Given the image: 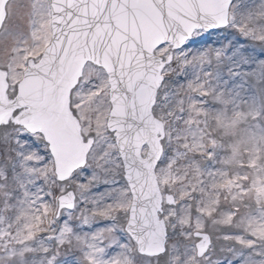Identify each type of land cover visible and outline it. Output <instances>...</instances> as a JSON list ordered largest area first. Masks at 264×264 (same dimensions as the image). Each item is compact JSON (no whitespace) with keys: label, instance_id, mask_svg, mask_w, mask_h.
<instances>
[{"label":"snow or ice","instance_id":"snow-or-ice-1","mask_svg":"<svg viewBox=\"0 0 264 264\" xmlns=\"http://www.w3.org/2000/svg\"><path fill=\"white\" fill-rule=\"evenodd\" d=\"M226 26L264 49V0L252 8L239 0H0V204L10 211L15 198L25 219L15 231L0 228V264H37L30 256L59 264L65 247L75 264H264V213L240 212L246 195L264 204V180L229 184L232 206L215 201L219 215L205 217L208 205L198 201L195 224L177 212L191 215V203L158 187V171L178 179L173 166L202 147L193 138L186 151L169 153L173 139L187 140L174 138L165 119L185 116L179 89L213 94L204 66L227 55L193 53L191 38ZM193 65L203 80H185ZM226 73L234 89L264 88V51L249 70ZM187 100L186 124L197 115L195 97ZM159 109L167 112L157 117ZM66 141L75 149L70 162ZM214 148L204 149L210 159ZM186 167L199 169L194 159ZM184 191L192 199L196 188ZM75 211L89 231L76 230ZM97 217L109 224L91 229Z\"/></svg>","mask_w":264,"mask_h":264},{"label":"rangeland","instance_id":"rangeland-1","mask_svg":"<svg viewBox=\"0 0 264 264\" xmlns=\"http://www.w3.org/2000/svg\"><path fill=\"white\" fill-rule=\"evenodd\" d=\"M239 2L247 8H252L256 0H239ZM242 19L240 12H237V22H241ZM189 49L193 53L209 49L213 52L222 50L227 54L219 61L213 58L211 66H204L207 71L212 73L208 87L210 90H214L213 94L198 91L188 93L186 88H181L179 92L185 94L184 118L177 121L173 117H165L167 127L172 129L174 138L177 135L187 137L186 141L173 139L169 148L170 154L175 151H186L184 144L187 143L191 147L193 138L198 145L202 144V147L191 148L187 157L173 166L178 179H170L161 175L159 171L157 172L162 192L172 193L178 200H184L186 204L191 203V215H188L187 208L181 210L178 207L177 212L195 224V209L198 201L201 208L208 205L205 217L219 215L214 211L215 201L219 200L221 210L232 206L231 194L228 191L229 184L238 182L248 185L254 176L257 177L258 182L264 180V176L257 175L264 173V136L260 133V129L264 128V88L257 89L255 92L251 87L244 90L234 89V81L226 73L228 67H234L241 73L249 70L254 66L258 54L264 49H261L257 42L243 37L232 26H226L210 33L202 31L196 33L192 43L189 44ZM197 76L201 80L204 79L200 68L193 65L187 69L184 78L189 80ZM225 81L228 83L225 84ZM238 82H240L239 78L235 83ZM187 95L195 97V104L192 106L196 108L197 115L193 116L191 122L186 124L185 121L189 119ZM201 96L204 97L206 103L200 102ZM175 100L176 97L170 98L169 108L174 109ZM161 112H167V109L157 110L158 117ZM213 141L215 142V156L210 159L204 149L213 148ZM193 159L199 165L195 174L190 167H186L188 161ZM12 162L15 160L13 159ZM162 167H167V162ZM245 175L249 177L248 180L243 179ZM201 180L203 181L202 185ZM187 184L196 188L192 199H188L184 191V185ZM93 191L98 192L100 189H93ZM235 191L236 189L232 188V192ZM10 203L13 205L10 211H3V206L0 204V228L10 224L12 226L10 230L15 231L24 226L25 219L19 211L16 199L13 198ZM80 207L84 208L85 206L81 205ZM88 207L90 208L91 205L89 204ZM240 212L259 218L264 213V204H258L254 195H246L240 202ZM73 215V225L76 226L78 232L90 230V228L86 229L87 227L83 229L78 227L79 220L76 218L79 216L78 211H75ZM100 219V217L96 218L97 222L91 225V229H95V224ZM37 223L38 221L34 218L33 226ZM52 227H57V225H52ZM241 230L240 228L233 229L237 232ZM45 243L55 246V241H45ZM37 244L38 241L34 242L33 247H36ZM219 255L222 260L226 261L230 254L225 252ZM39 259V256L29 257L30 261H36L37 264ZM76 259L78 257L74 249L68 247L60 249L59 264H75Z\"/></svg>","mask_w":264,"mask_h":264},{"label":"water","instance_id":"water-1","mask_svg":"<svg viewBox=\"0 0 264 264\" xmlns=\"http://www.w3.org/2000/svg\"><path fill=\"white\" fill-rule=\"evenodd\" d=\"M64 152H65V158H66V161L67 162H70L71 159L74 157V154H75V149H74V146L66 141L65 142V145H64ZM158 187H159V184H158ZM159 191H160V188H159ZM161 192V191H160ZM168 194V193H167ZM166 194V195H167Z\"/></svg>","mask_w":264,"mask_h":264},{"label":"bare ground","instance_id":"bare-ground-1","mask_svg":"<svg viewBox=\"0 0 264 264\" xmlns=\"http://www.w3.org/2000/svg\"><path fill=\"white\" fill-rule=\"evenodd\" d=\"M118 179H119V177H118ZM95 190H98V189H95ZM102 189H100V191H101ZM109 223V221H107V220H103L102 218L98 221V223L97 224H95V229H99V228H102V227H104L105 225H107ZM86 229H88V228H86ZM237 230V229H236Z\"/></svg>","mask_w":264,"mask_h":264}]
</instances>
